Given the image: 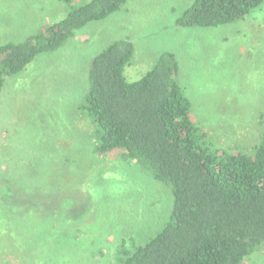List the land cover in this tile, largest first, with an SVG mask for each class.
<instances>
[{
  "label": "rangeland",
  "instance_id": "obj_1",
  "mask_svg": "<svg viewBox=\"0 0 264 264\" xmlns=\"http://www.w3.org/2000/svg\"><path fill=\"white\" fill-rule=\"evenodd\" d=\"M193 2L129 0L9 78L0 96V264H120L169 219L172 191L122 153L95 154L99 127L80 107L93 58L117 39L134 43L129 81L173 52L211 146L252 153L264 128V2L231 23L179 25ZM67 12L58 0H0V45ZM246 264H264V249Z\"/></svg>",
  "mask_w": 264,
  "mask_h": 264
},
{
  "label": "trees",
  "instance_id": "obj_2",
  "mask_svg": "<svg viewBox=\"0 0 264 264\" xmlns=\"http://www.w3.org/2000/svg\"><path fill=\"white\" fill-rule=\"evenodd\" d=\"M66 16L0 45V96L9 78L40 54L61 49L76 31L120 10L129 0H58ZM264 0H194L177 20L209 27L244 18ZM135 47L112 42L93 58L80 105L99 127L94 152L122 153L173 195L169 219L156 235L124 250L120 264H246L264 249V128L251 154L213 148L192 117L178 80L179 63L164 52L140 79L125 75Z\"/></svg>",
  "mask_w": 264,
  "mask_h": 264
}]
</instances>
